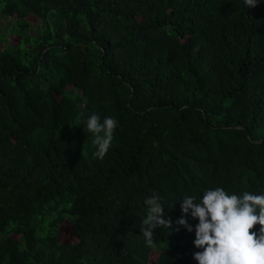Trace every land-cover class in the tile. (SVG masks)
<instances>
[{"label":"trees","instance_id":"trees-1","mask_svg":"<svg viewBox=\"0 0 264 264\" xmlns=\"http://www.w3.org/2000/svg\"><path fill=\"white\" fill-rule=\"evenodd\" d=\"M0 19V264H197L178 200L264 192V0H0ZM91 112L118 121L102 159ZM154 193L171 230L149 245Z\"/></svg>","mask_w":264,"mask_h":264},{"label":"clouds","instance_id":"clouds-1","mask_svg":"<svg viewBox=\"0 0 264 264\" xmlns=\"http://www.w3.org/2000/svg\"><path fill=\"white\" fill-rule=\"evenodd\" d=\"M258 2L242 0L246 9ZM117 125L115 117L101 118L97 112H91L84 119L82 129L92 134L96 158L102 159L109 150ZM178 201L182 215L175 223L194 232L192 244L199 250L192 253V258L197 264H264V192L237 194L216 186L205 189L199 199L188 194ZM143 204L146 212L140 233L145 243L151 245L154 229H170L171 221L164 216L163 196L154 193L146 197ZM183 214L194 218L196 223L189 224ZM257 223L260 225L258 232L250 231Z\"/></svg>","mask_w":264,"mask_h":264},{"label":"rangeland","instance_id":"rangeland-1","mask_svg":"<svg viewBox=\"0 0 264 264\" xmlns=\"http://www.w3.org/2000/svg\"><path fill=\"white\" fill-rule=\"evenodd\" d=\"M13 24L14 23L12 19H0V34L3 35V38L0 40V49H2V47L5 46L7 42H11L12 38H14L8 36L9 34L8 31L10 30V26H12ZM34 25L36 26V24ZM68 235H69V226L68 224H66L63 225L61 229V236L63 237V239L67 240Z\"/></svg>","mask_w":264,"mask_h":264}]
</instances>
